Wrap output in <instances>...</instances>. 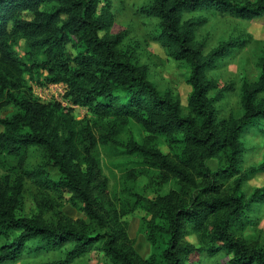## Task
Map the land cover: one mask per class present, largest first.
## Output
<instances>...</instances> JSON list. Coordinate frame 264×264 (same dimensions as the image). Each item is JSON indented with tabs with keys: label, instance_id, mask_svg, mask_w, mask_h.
<instances>
[{
	"label": "trees",
	"instance_id": "obj_1",
	"mask_svg": "<svg viewBox=\"0 0 264 264\" xmlns=\"http://www.w3.org/2000/svg\"><path fill=\"white\" fill-rule=\"evenodd\" d=\"M99 1L0 0V169L15 163L18 171L15 178L0 174V264H15L31 252L61 254L60 260L47 264H73L96 248L107 264H185L193 252L214 257L221 251L232 255L228 264H264V250L232 232V222L264 200V190L244 199L248 174L235 180L230 193L221 183L238 171L243 133L264 120V57L258 82L242 87V115L220 125L209 96L215 83L207 70L233 44L204 56L194 38L205 22L184 20L185 14L206 9L249 21L264 16V0H154L149 7L146 13L159 20V40L170 57L191 67L189 117L169 94L158 91L143 68L120 56L116 40L100 36L110 27L111 15L107 10L97 16ZM21 42L28 49L23 57L17 51ZM40 71L46 85L65 86L71 106L42 103L25 87V77ZM11 107L17 112L8 117ZM75 107L89 110L94 121L76 119ZM132 122L151 137H166L180 153L164 155L133 140L124 145L121 136ZM100 147L115 152L123 148L128 158H140L143 168L161 171L166 181L176 184V190L154 202L133 191L128 194L135 205L147 207L149 227L156 228L159 218L166 221L165 227L156 228L162 237L159 256L147 260L135 250L121 220L126 213L115 208L107 192L96 158ZM33 148L42 149L48 164L61 174L57 184L40 185L72 194L89 224L60 219L49 223L18 214L25 180L45 175L28 169ZM222 156L223 174L214 173L210 162ZM187 229L199 235L201 248L183 241Z\"/></svg>",
	"mask_w": 264,
	"mask_h": 264
},
{
	"label": "rangeland",
	"instance_id": "obj_2",
	"mask_svg": "<svg viewBox=\"0 0 264 264\" xmlns=\"http://www.w3.org/2000/svg\"><path fill=\"white\" fill-rule=\"evenodd\" d=\"M153 1L100 0L97 16L103 15L107 10L111 15L110 27L100 36L116 40L120 56L143 68L158 91L162 95L169 94L180 105L182 115L189 117L192 88L187 81L191 67L184 61L170 57L168 50L159 40V20L146 13ZM192 19L205 22L197 27L194 38L196 49L204 56L211 55L223 44H233L216 66L207 70V78L215 83L209 96L215 103L218 124L222 125L230 119L240 118L242 87L245 82H258L262 73L264 16L244 21L224 12L203 9L184 15L185 22ZM27 50L24 42L17 48L21 57ZM43 79L41 71L26 76L25 87L32 88L35 98L42 103L59 102L63 107L71 106L65 99V86L46 85ZM261 97H264V94ZM16 112L17 109L11 107L5 115L10 117ZM73 116L82 122L94 121L89 110L85 108L75 107ZM132 140L139 145L148 143L164 155L180 153L179 147L171 146L166 137L162 135L151 137L142 126L134 122L121 136L124 145ZM242 143L243 154L238 171L232 173L233 177L224 178L221 183L225 193H230L235 180L243 174H248V180L243 186L244 199H248L256 189L264 190V120L258 121L243 133ZM123 151V148L115 152L100 147L96 152V158L110 200L119 212L126 213L121 220L127 224V232L135 250L142 258L153 259L159 256L162 250L158 247L162 239L161 233L156 228L165 227L166 221L159 218L156 221V228L149 227L152 215L147 207L135 205V200L128 194L133 191L154 202L169 195L177 186L166 181L161 171L143 168L140 158H128ZM210 166L214 173L223 174L221 171L226 167L224 156L212 159ZM28 169L41 171L45 175L42 180H25L22 205L18 212L20 216L29 218L39 216L49 223H55L60 219L74 224L80 221L89 224L85 212L72 194L40 185L41 182L55 185L61 177L58 168L48 164V158L42 149L33 148L30 151ZM0 174L2 176L11 174L15 178L18 174L16 164L1 168ZM132 174L138 175V178L133 179ZM232 232L235 236L244 238L250 246H259L264 250V200L252 204L246 216L240 221L232 222ZM183 241L194 246L196 250L202 247L199 235L192 229H187ZM3 244V240H0V247ZM60 257V253L31 252L15 264H47L60 260ZM231 259L232 255L225 251L214 257L209 256L208 252H193L185 264H228ZM107 262L104 253L96 248L78 258L73 264Z\"/></svg>",
	"mask_w": 264,
	"mask_h": 264
},
{
	"label": "built area",
	"instance_id": "obj_3",
	"mask_svg": "<svg viewBox=\"0 0 264 264\" xmlns=\"http://www.w3.org/2000/svg\"><path fill=\"white\" fill-rule=\"evenodd\" d=\"M51 86H53V87H59V86H61V85H51Z\"/></svg>",
	"mask_w": 264,
	"mask_h": 264
}]
</instances>
